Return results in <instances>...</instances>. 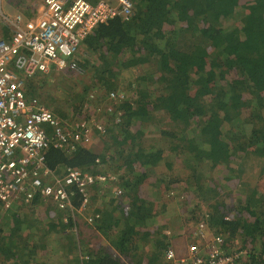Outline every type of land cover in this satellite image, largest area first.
I'll return each mask as SVG.
<instances>
[{
	"label": "trees",
	"instance_id": "16d2710c",
	"mask_svg": "<svg viewBox=\"0 0 264 264\" xmlns=\"http://www.w3.org/2000/svg\"><path fill=\"white\" fill-rule=\"evenodd\" d=\"M7 1L24 10L22 0ZM130 1L131 15L97 26L79 46L76 69L66 66L64 75L72 79L73 72L89 75L93 91L86 84L81 91L58 86L67 94L60 107L54 95L37 92L32 83L24 92L27 99H41L65 127L86 122L91 113L81 110L91 111L100 98L104 108L110 106L101 150L77 144L68 152L44 153L45 168L55 175L78 169L91 177L86 199L94 211L91 226L83 227L89 235L68 232L77 226L74 212L84 201L74 186L70 208L35 196L0 210V264H47L42 257L50 250L63 264H168L165 230L179 227L173 229L176 214L157 221L168 214L158 199L178 188L182 199L193 196L187 213L204 207L197 224L222 236L226 251L241 248L245 264H264V0ZM63 68L53 65L50 71ZM136 68L143 73L130 84L132 98H125L118 74ZM47 74L32 78L48 85ZM65 106L76 120L66 122ZM161 143L184 165V178L156 172L162 163L172 169L163 161ZM248 163L254 172L249 177ZM109 172L118 176L115 187L107 185ZM226 188L236 191L234 200Z\"/></svg>",
	"mask_w": 264,
	"mask_h": 264
},
{
	"label": "built area",
	"instance_id": "2783aa9c",
	"mask_svg": "<svg viewBox=\"0 0 264 264\" xmlns=\"http://www.w3.org/2000/svg\"><path fill=\"white\" fill-rule=\"evenodd\" d=\"M130 0H42L34 17L8 16L12 34L0 38V208L26 205L35 196L55 199L71 206L74 186L87 204L92 183L89 175L67 169L57 176L44 165L49 148L70 151L75 145L90 144L93 133H104L101 124L90 120L63 126L51 110L37 99H27L24 80L47 74L51 67L76 69L74 57L81 42L99 25L116 17L127 19ZM115 196L122 191L117 189ZM22 202V203H20ZM91 222V219L88 218ZM189 239V240H188ZM185 252L177 255L170 247L165 252L168 264H245L247 251H226L222 236L199 223L186 237Z\"/></svg>",
	"mask_w": 264,
	"mask_h": 264
},
{
	"label": "rangeland",
	"instance_id": "374dc122",
	"mask_svg": "<svg viewBox=\"0 0 264 264\" xmlns=\"http://www.w3.org/2000/svg\"><path fill=\"white\" fill-rule=\"evenodd\" d=\"M14 1V0H11ZM108 1H113V0H108ZM22 5L24 10H20L18 7H13V6H9V2L7 0H0V38H4L7 39L13 32V28L5 21L3 20V16L4 13L7 14L9 17L10 16H21V18L24 19H28L31 17H34V15L36 14L39 6L42 3V0H22ZM83 50L81 48L78 49L74 59L79 58L80 55H82ZM65 68H63V70H56L53 69L51 70L48 74L49 76V81L47 82L48 85H40L41 82L39 81V78L34 77V78H26L24 80V91L26 92V86L27 84H31L33 86H35L34 88L37 89V92L39 93H49L51 94V96H55L56 100H57V104L60 106H62L63 101L66 99L67 94H64L63 89L58 90L57 91V87H70L74 86L76 88V91H81L84 86H89L90 92L93 91V83H90V81L88 82L89 79V75H87L86 73L79 76L73 72L72 74L73 79L69 76V75H64V73H67L68 70H65ZM68 69V68H67ZM143 73L141 68H136V69H130V70H123L120 71L118 74V82H117V88L118 90H121V92L124 94L125 98L128 97L129 99L132 98V93L130 94L129 92V87L130 84L131 87H133V83L135 81V79L137 78V76L141 75ZM44 76V75H42ZM78 77V78H77ZM29 80V81H28ZM28 81V82H27ZM151 90H153V88H151ZM89 93V92H88ZM45 95V94H44ZM96 96H101L100 93L96 92ZM37 100L39 102H41V99ZM42 103V102H41ZM104 105L106 106V101L102 98H100V100H98L94 105L93 108H88L91 109L87 110L84 109L81 110V112L83 114H89L91 113V115H89V119L90 121L93 120V122L95 124H101L103 127L105 126V120L107 119L105 115V111L110 110V106L107 108H104ZM48 109H50L52 111V109L49 107ZM65 112H67V116H68V120L66 122H70L73 120H76L73 116V114L69 111V108H67L66 106L64 107ZM108 112V111H107ZM81 118V117H80ZM70 120V121H69ZM80 122H84V121H80ZM156 134V133H154ZM152 134V135H154ZM104 134H99V133H93L92 136V140L90 142V144H88L92 149L94 150H101L102 149V137ZM104 138V137H103ZM156 139L153 138V141H155ZM161 147L165 150V156L166 159L163 161H165L166 163L172 164V169L169 171L167 169V167L165 165H163L164 163H162L160 165V167L156 168V172L157 173H168L172 174L173 178L175 179H181L184 178V176L186 175V172L182 169L184 168V165L179 164V162L177 161V159L174 157L173 154L169 153L168 151V145L165 146L161 143ZM251 166H253L252 163H248V165H246L245 169H246V176L249 177L252 174H254V172L251 173L250 169ZM168 170V171H167ZM114 170H112L111 172H113ZM256 171V170H255ZM111 172L108 173V177L107 180H110V182L107 184L108 186H117L115 183L117 182V175H112ZM214 176H219V169H215V171L213 172ZM106 176V174H105ZM171 180V179H170ZM182 184V183H181ZM114 186V187H115ZM109 192V189H107ZM181 189H176V192H172L169 191L166 193V195H164L163 197H160L158 200L162 203L166 202V211L168 212L167 215H161L157 218V221L162 224L167 222L170 219V213L171 214H176L177 215V219L175 221V226L173 229L177 227L175 230L172 229H167L165 231H168V238L170 239V244L171 247L175 250L177 255H181L185 252V246L187 245V241H186V237L189 236V234H191L192 230L195 229L196 224L198 223L197 221L201 220V218H204V214H205V209L203 207V211L199 212V213H187L186 211H189L190 209L193 208V196L192 194L190 195V193H188L187 195L184 196V198L182 199V197L178 196L177 194L179 193ZM228 193H230V197L229 200H234L236 198L235 190H231V189H225ZM110 192L112 193V190L110 189ZM184 193V192H182ZM180 193V194H182ZM113 194V193H112ZM179 194V195H180ZM92 196V194L90 195ZM101 196H105V199L108 198L107 193H102L101 192ZM192 196V197H191ZM157 197H159V195H157ZM182 202H184L186 205H181ZM22 203V202H20ZM90 202L83 207L84 209L81 210V212H74L76 215V223L77 226L69 229L68 232L77 235V231L81 230L83 231L82 235L84 236V238H86L88 234L87 230L85 228H83L85 225H89L91 226V224L87 223L88 217L91 216V211H94V205H92V207L90 206ZM18 206H22L19 204H15ZM182 207V208H181ZM1 211H4L0 208ZM1 215V212H0ZM195 223V224H194ZM169 225V224H168ZM92 228V227H90ZM170 228V227H169ZM93 231V230H92ZM50 236H55V235H50ZM78 238V236H76ZM101 236L99 235V238ZM51 241L54 240V238L50 237ZM57 240V239H56ZM56 240L53 242V248L55 249L57 246L58 241L56 242ZM189 240V239H188ZM92 242L95 244V240L93 239ZM99 242L101 244H105L107 245V242L101 237ZM237 247V246H234ZM233 247V248H234ZM82 251H84V249H82ZM42 259L44 261L47 262V264H58L61 263V260L59 258V255L57 252L54 251H49L48 255H45L42 257ZM63 264V263H61Z\"/></svg>",
	"mask_w": 264,
	"mask_h": 264
},
{
	"label": "clouds",
	"instance_id": "9594fccd",
	"mask_svg": "<svg viewBox=\"0 0 264 264\" xmlns=\"http://www.w3.org/2000/svg\"><path fill=\"white\" fill-rule=\"evenodd\" d=\"M116 191V190H115Z\"/></svg>",
	"mask_w": 264,
	"mask_h": 264
}]
</instances>
